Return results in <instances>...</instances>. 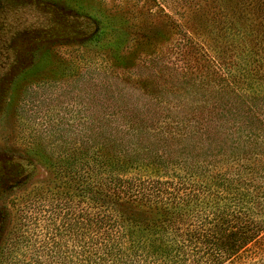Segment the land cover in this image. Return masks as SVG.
Wrapping results in <instances>:
<instances>
[{
  "label": "trees",
  "instance_id": "obj_1",
  "mask_svg": "<svg viewBox=\"0 0 264 264\" xmlns=\"http://www.w3.org/2000/svg\"><path fill=\"white\" fill-rule=\"evenodd\" d=\"M218 4L227 48L173 20L182 62L152 58L151 89L112 73L86 93L96 108L63 128L77 150L49 152L66 210L36 262L264 264V0Z\"/></svg>",
  "mask_w": 264,
  "mask_h": 264
},
{
  "label": "rangeland",
  "instance_id": "obj_2",
  "mask_svg": "<svg viewBox=\"0 0 264 264\" xmlns=\"http://www.w3.org/2000/svg\"><path fill=\"white\" fill-rule=\"evenodd\" d=\"M203 2L0 0V264H40L45 235L63 221L65 186L49 152L77 150L63 128L96 108L94 97L83 105L86 93L112 88V73L151 89L152 58L182 62L173 20L205 45L227 48L212 16L228 12L219 0ZM112 27L129 33L113 40Z\"/></svg>",
  "mask_w": 264,
  "mask_h": 264
}]
</instances>
